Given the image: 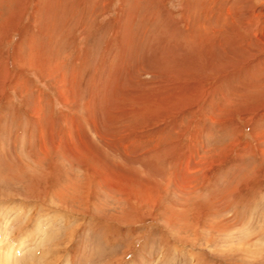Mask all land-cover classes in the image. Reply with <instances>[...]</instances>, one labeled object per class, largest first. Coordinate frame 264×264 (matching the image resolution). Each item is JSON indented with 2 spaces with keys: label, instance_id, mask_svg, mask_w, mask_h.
<instances>
[{
  "label": "rangeland",
  "instance_id": "rangeland-1",
  "mask_svg": "<svg viewBox=\"0 0 264 264\" xmlns=\"http://www.w3.org/2000/svg\"><path fill=\"white\" fill-rule=\"evenodd\" d=\"M0 264H264V0H0Z\"/></svg>",
  "mask_w": 264,
  "mask_h": 264
},
{
  "label": "bare ground",
  "instance_id": "bare-ground-1",
  "mask_svg": "<svg viewBox=\"0 0 264 264\" xmlns=\"http://www.w3.org/2000/svg\"><path fill=\"white\" fill-rule=\"evenodd\" d=\"M91 100V99H90ZM87 103V102H86ZM89 104H91L90 102H89Z\"/></svg>",
  "mask_w": 264,
  "mask_h": 264
}]
</instances>
